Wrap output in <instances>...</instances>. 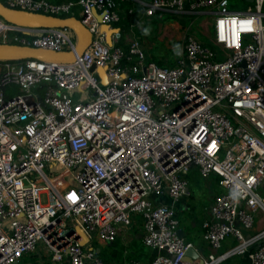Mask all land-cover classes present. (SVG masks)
Returning a JSON list of instances; mask_svg holds the SVG:
<instances>
[{
  "label": "built area",
  "instance_id": "obj_1",
  "mask_svg": "<svg viewBox=\"0 0 264 264\" xmlns=\"http://www.w3.org/2000/svg\"><path fill=\"white\" fill-rule=\"evenodd\" d=\"M127 1L148 18L201 16L204 39L185 30L180 54L162 66L135 36L117 45L118 28L105 42L99 24L119 21L116 0H4L49 14L78 6L91 40L72 62L0 61V264H21L38 243L57 263L109 264L82 241L111 242L135 216L142 244L157 251L147 264L233 255L264 264V224L253 230L264 221V0L236 9L228 0ZM0 42L60 51L74 35L0 19ZM190 168L215 175L223 191L200 224L209 251L184 260L190 243L177 235L173 207L152 198L177 200ZM227 236L232 245L217 252Z\"/></svg>",
  "mask_w": 264,
  "mask_h": 264
},
{
  "label": "crops",
  "instance_id": "obj_2",
  "mask_svg": "<svg viewBox=\"0 0 264 264\" xmlns=\"http://www.w3.org/2000/svg\"><path fill=\"white\" fill-rule=\"evenodd\" d=\"M49 2H53V3H58V2H63V1H67V0H47ZM118 7L120 8V15L122 16V18H125L127 21V25H126V30L121 32V37H120V43L122 45H126V38L129 36H134L133 35V29L131 28V30L129 31V23H133L138 22V23H144V21L149 20L150 18L145 17L142 13H141V9L137 8L140 7L139 5H133L131 2L127 1V0H116ZM127 7H133V12L128 14L126 12V8ZM137 8V9H136ZM72 9L76 10V17H79L80 15V9L78 6H74ZM136 12V14H135ZM120 16V18H121ZM174 23H176L175 21H169V22H164L162 24L159 25V29H158V34L156 35L155 39H157L158 41H163L164 39L169 38V35L172 34V29L174 28ZM166 29V30H165ZM139 38V37H138ZM142 48L144 47V44L142 43L141 40H139ZM180 45V43H179ZM179 45L178 48L179 49ZM144 50V48H143ZM179 51V50H178ZM181 51V50H180ZM178 56V55H177ZM176 58V55L174 56ZM175 61V59H174ZM173 61V63H174ZM73 95H76L75 93L72 92ZM78 95L81 96V92L78 93ZM182 176L186 179L187 183H186V191L183 195H181L177 200L175 201H171L168 197L166 196H162L160 198H152L153 201H159L162 202L163 204H166L168 206L173 207L174 209V213H175V217L177 219V230L180 231L181 235L180 237L185 241L190 243V245L193 247L194 251L197 253V256L200 257H205V255L207 254L208 250V246L206 241L204 240V238L202 237V229H201V222L202 220L207 217L208 215V209L211 203V200L213 198L214 195L220 193L223 191L222 187L217 183V177L213 174H209L207 177L202 178L200 177L195 168H190L188 169L185 173H182ZM194 178L198 179H204L205 180V185L208 186L207 188H209L211 186V183L214 184V186H216V190L214 191V193L209 197L207 203H201L198 207L196 206V208L193 210L191 205L189 204V198H193V194L191 192V190L189 191L187 184L189 181H192ZM211 180H213V182H210ZM205 186V187H206ZM259 190L264 193V186H260ZM186 211L188 213V216H186L185 219L182 220V225L180 226V220L178 219V215L179 213ZM262 224H264V221H260L258 218L254 223L253 226V230H257L259 229ZM194 226H197L198 229V234L200 236V238L198 239H194L193 241L190 239H185V233H188L189 230L191 232V230L193 229ZM185 230V232H183ZM131 231H135L134 235L128 238V241L122 242V240L120 241V239L122 237H124L126 234H131ZM141 231H142V226H141V219L139 216H135L134 217V222L132 224V226L130 227V229L128 230H124L121 231L117 237L116 240L118 241V244H112L111 242L108 243H103L99 240H97L95 237H91L89 240H83L82 241V248L83 249H91L95 255L97 256V254L99 253V251L103 247L107 246V245H113L112 248L114 247H118V246H122L123 248H127L129 246H131L132 244L134 245L135 243L133 242V239H138V241L140 242V249L137 251H134V258L132 261V263L134 264H147L148 261L157 253L156 250L151 249L149 247L144 246V244H142L141 239H140V235H141ZM136 234V235H135ZM120 238V239H119ZM233 243V239L230 236L225 237L221 244L220 247L218 248L217 252L222 251L223 249L229 247L231 244ZM98 257V256H97ZM101 257V256H99ZM110 264H120L122 262H125V260H123V258H120V261H114L112 258H110L109 260H107ZM67 260L66 258H64L63 260H61L60 262H58L57 264H66ZM248 260L247 257L245 255H233V256H229L223 260H221L219 263L217 264H247ZM30 264V263H29Z\"/></svg>",
  "mask_w": 264,
  "mask_h": 264
},
{
  "label": "rangeland",
  "instance_id": "obj_3",
  "mask_svg": "<svg viewBox=\"0 0 264 264\" xmlns=\"http://www.w3.org/2000/svg\"><path fill=\"white\" fill-rule=\"evenodd\" d=\"M201 18V16L194 17L193 15L162 13L161 16H153L149 20L144 21V23L135 22L133 23V26L131 28L133 29V35L138 40H141L144 44L143 51L146 55V58H149V60H152L158 65L169 66L173 64V61L175 59L174 56L176 55L177 57V55L180 54V52L178 51L179 49L177 48L179 43L181 44L182 35L185 30L195 33V35H197L198 37L201 34L198 31L204 32V29L198 26L197 24L201 21ZM169 21L176 22L174 23L172 34L169 35V38L164 39L163 41H158L157 39H155V37L158 34L159 25ZM201 37L202 39H204L202 34ZM74 96L76 100L83 99L81 97L82 95ZM210 182H213V180H211ZM205 186V180L200 178H194L192 181L188 182L187 187L189 191L191 190L193 194V198H189V204L191 205L193 210L196 208V206L198 207L201 203H207L209 197L214 193L217 188L216 186H214L213 183H211V186L209 188H207L208 186ZM186 216H188V213L186 211L179 213L178 219L180 220V226L182 225V220L185 219ZM197 229L198 227L194 226L191 232L189 230L188 233H185V239H190L193 241L195 238H200ZM183 232H185V230ZM134 233L135 231H131V234H126L124 237L119 239L120 241L122 240V242L126 243L128 241V238L133 236ZM41 246H43L41 243L36 244V248L33 251L25 253L21 257L20 263L57 264V262L51 261L49 259L48 254L45 255L46 252H43ZM112 247L113 245H107L105 247H103L102 245L98 256H101L104 259H110L111 257H113L112 253L119 249L117 248L115 250Z\"/></svg>",
  "mask_w": 264,
  "mask_h": 264
},
{
  "label": "water",
  "instance_id": "obj_4",
  "mask_svg": "<svg viewBox=\"0 0 264 264\" xmlns=\"http://www.w3.org/2000/svg\"><path fill=\"white\" fill-rule=\"evenodd\" d=\"M247 1L250 2L251 0ZM82 16V12H80L79 17L73 15L59 16L56 14L32 12L24 9L9 7L0 1V19L6 23L27 28H67L74 35V44L72 48L60 51L17 43L0 42V61L34 59L40 62L51 63L72 62L91 40L89 30L80 21ZM96 17L97 21H99L100 15L96 14ZM99 29L104 32L105 42L108 45L111 43L109 34L111 32H117L118 30L117 27H108L105 23H100ZM96 72L100 84H104L106 82L104 68L98 67ZM176 232L178 236L181 235L179 230ZM195 256H197V253L194 251L193 247L189 245L186 248L182 259L186 260Z\"/></svg>",
  "mask_w": 264,
  "mask_h": 264
},
{
  "label": "trees",
  "instance_id": "obj_5",
  "mask_svg": "<svg viewBox=\"0 0 264 264\" xmlns=\"http://www.w3.org/2000/svg\"><path fill=\"white\" fill-rule=\"evenodd\" d=\"M1 2L4 3V0H0ZM247 0H228V5L230 8L232 9H236V8H242L244 7L246 4H247ZM136 14V12H135ZM56 15H59V16H69V15H73L75 16L76 15V10L75 9H70L67 13H59V14H56ZM126 25H127V21L125 18H121L119 19V21L115 24V27H117L119 29V31L123 32L126 30ZM117 45L125 48L126 45H122L120 43V39L117 41L116 43ZM133 242L135 243L134 245L132 244L131 246L127 247L126 249L123 248L122 246H118V247H114V249L116 250L117 248H119L118 250L114 251L112 253L113 257H111L114 261L118 260L120 261V258H123V260L126 259V261H132L133 258H134V251L135 250H139L140 249V242L138 241V239H133ZM112 244H118V241L116 240V238L111 241ZM98 256V254H97ZM99 257V256H98ZM102 261H105L107 263H109L107 260L109 259H104L102 257H99ZM110 264V263H109Z\"/></svg>",
  "mask_w": 264,
  "mask_h": 264
},
{
  "label": "snow or ice",
  "instance_id": "obj_6",
  "mask_svg": "<svg viewBox=\"0 0 264 264\" xmlns=\"http://www.w3.org/2000/svg\"><path fill=\"white\" fill-rule=\"evenodd\" d=\"M250 23V22H249ZM70 199H72L73 201H75L77 199L76 195L73 193L70 195Z\"/></svg>",
  "mask_w": 264,
  "mask_h": 264
}]
</instances>
